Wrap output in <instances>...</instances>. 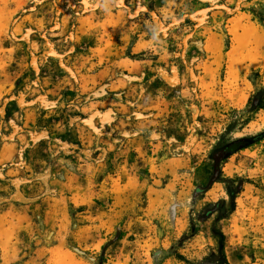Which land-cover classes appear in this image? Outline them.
<instances>
[{
  "label": "rangeland",
  "instance_id": "1",
  "mask_svg": "<svg viewBox=\"0 0 264 264\" xmlns=\"http://www.w3.org/2000/svg\"><path fill=\"white\" fill-rule=\"evenodd\" d=\"M4 143L0 264H264V0H0Z\"/></svg>",
  "mask_w": 264,
  "mask_h": 264
},
{
  "label": "crops",
  "instance_id": "2",
  "mask_svg": "<svg viewBox=\"0 0 264 264\" xmlns=\"http://www.w3.org/2000/svg\"><path fill=\"white\" fill-rule=\"evenodd\" d=\"M10 147V153L8 154L6 152V148ZM14 148L12 146V144H3L1 149H0V164H5L9 161H11V159H13L12 157L14 156Z\"/></svg>",
  "mask_w": 264,
  "mask_h": 264
},
{
  "label": "trees",
  "instance_id": "3",
  "mask_svg": "<svg viewBox=\"0 0 264 264\" xmlns=\"http://www.w3.org/2000/svg\"><path fill=\"white\" fill-rule=\"evenodd\" d=\"M246 147V146H245Z\"/></svg>",
  "mask_w": 264,
  "mask_h": 264
}]
</instances>
